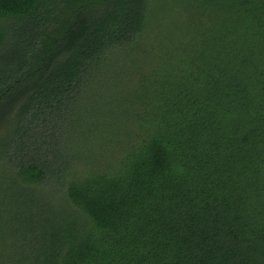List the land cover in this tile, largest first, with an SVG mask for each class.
I'll return each instance as SVG.
<instances>
[{
  "label": "trees",
  "instance_id": "obj_1",
  "mask_svg": "<svg viewBox=\"0 0 264 264\" xmlns=\"http://www.w3.org/2000/svg\"><path fill=\"white\" fill-rule=\"evenodd\" d=\"M0 264H264V0H0Z\"/></svg>",
  "mask_w": 264,
  "mask_h": 264
},
{
  "label": "rangeland",
  "instance_id": "obj_2",
  "mask_svg": "<svg viewBox=\"0 0 264 264\" xmlns=\"http://www.w3.org/2000/svg\"><path fill=\"white\" fill-rule=\"evenodd\" d=\"M99 88H96L95 90H98ZM93 92V91H92ZM74 135H70V138L73 139ZM99 148H102L103 146L100 144H97Z\"/></svg>",
  "mask_w": 264,
  "mask_h": 264
}]
</instances>
